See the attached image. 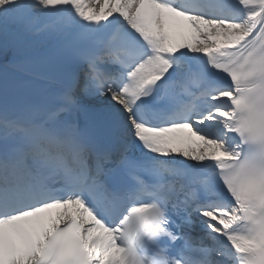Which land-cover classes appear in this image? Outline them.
<instances>
[{
	"label": "snow or ice",
	"instance_id": "obj_1",
	"mask_svg": "<svg viewBox=\"0 0 264 264\" xmlns=\"http://www.w3.org/2000/svg\"><path fill=\"white\" fill-rule=\"evenodd\" d=\"M10 24L76 37L79 73L0 111V264H264V0H0Z\"/></svg>",
	"mask_w": 264,
	"mask_h": 264
},
{
	"label": "bare ground",
	"instance_id": "obj_2",
	"mask_svg": "<svg viewBox=\"0 0 264 264\" xmlns=\"http://www.w3.org/2000/svg\"><path fill=\"white\" fill-rule=\"evenodd\" d=\"M50 21L47 17H41V23H45L48 24ZM12 24L9 25V27H11ZM16 25L15 28H19L22 31H27V32H34V31H29L26 29L25 26L23 25H17V24H13ZM12 25V26H13ZM33 36H39L41 38H44L46 41H48L49 37L51 35L47 34V33H42L40 32L39 34H33ZM55 38L58 37V35H53ZM49 42V41H48ZM29 45H25L24 43L21 42V40L17 37V36H12V37H7L6 35L3 34V28L0 27V66L2 67H11V66H7L5 63V60L8 57H21V56H31L32 52L35 50V47L37 46L36 44L33 46H30L31 49L30 51H28L26 48ZM40 49H44V53L47 52L45 50V48H39V51L36 52V54H39ZM90 102L95 103L97 105H99L100 107H102V113H103V106L100 104L99 101L96 100H91Z\"/></svg>",
	"mask_w": 264,
	"mask_h": 264
}]
</instances>
